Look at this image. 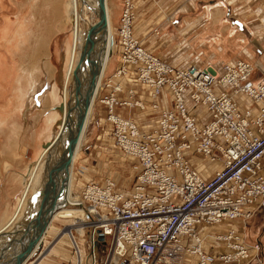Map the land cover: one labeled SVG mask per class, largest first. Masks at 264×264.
<instances>
[{
  "label": "built area",
  "instance_id": "2783aa9c",
  "mask_svg": "<svg viewBox=\"0 0 264 264\" xmlns=\"http://www.w3.org/2000/svg\"><path fill=\"white\" fill-rule=\"evenodd\" d=\"M134 6L125 0L114 74L127 75L133 65V77L148 86L153 102L167 90L171 104L148 129L115 112L120 104L143 102L135 89L108 79V134L139 162V182L129 191L110 178L82 188L76 206L91 218L81 219L88 229L83 243L73 237L76 264H250L259 243L248 244L232 226L213 234L206 229L249 219L264 205V72L256 78L245 59L218 68L163 60L134 36ZM254 102L257 109L247 106ZM198 158H221L223 167L204 178Z\"/></svg>",
  "mask_w": 264,
  "mask_h": 264
},
{
  "label": "rangeland",
  "instance_id": "374dc122",
  "mask_svg": "<svg viewBox=\"0 0 264 264\" xmlns=\"http://www.w3.org/2000/svg\"><path fill=\"white\" fill-rule=\"evenodd\" d=\"M118 1L119 8L116 12L115 19L110 17L112 29L114 28V38L113 45L107 47V52H109V55L105 62L109 63V67L100 77L99 81L97 82L96 88H94L96 90L93 91L92 101L89 106L94 103L93 105L95 108V113L92 119L89 121L88 125H86L83 133L81 132L80 135L82 137L83 145L81 154L75 163V183L74 191L72 192L73 194H75V192L77 194L80 193L82 188H84V186L88 183L101 184L108 178H112L111 180H113L114 178L116 180V187L118 189H124L127 191L134 188L139 182V171L137 169V167H140L139 162L137 163L134 158L126 157L114 142L111 130L109 132L110 134H108V108L105 105L106 102H104L103 98L104 96H111L112 91L108 89V79L110 80L115 75L114 73L120 64L119 62L121 47L118 45V29L120 27L119 25L121 23L123 11L125 10V0ZM133 1L135 5V19L133 24L134 36L141 42L143 46L148 48L157 56L161 57L163 60L169 62L172 61L177 65H187L196 62L202 67L218 68L222 67L224 63L233 62L238 59H245L255 64V77H262L264 72V31H262V38L260 37V33L254 35L257 32L256 30H254L253 26L256 25V22L258 20L260 21V18H252L251 16H248V14L250 12H252L253 15H261L262 13L264 14V0H236V4H232L230 3L231 1L229 2L228 0H201V2L195 0ZM54 6L56 9H62L60 14V22H62L63 20V23H60V29L59 26H57V15L52 9ZM217 8H220V10H223V8L225 9L224 17L222 16L218 18V21L221 22L220 25H227V27L230 26L229 30L224 36L225 39H222V41H225L223 42V44H226L228 46L232 45V43H227V37L235 33L237 35H240L242 40H244L242 41L244 42V44L241 42V48L239 47V42L237 41L233 43V47H229L226 49L227 52L225 51L226 53H224V55H221V49L218 51V47H216L220 42V36L222 38L223 35H220L219 33V39L215 41V32L212 31V27L214 25H217L213 24L212 22V14L217 10ZM242 11H244L242 14L248 13L245 14L248 17L246 24L250 26L251 29L244 23V18H242V15H240ZM66 15L67 7L66 4L61 0H0V61L3 60L5 64H9V62H7V60L5 59L3 53L4 51H8V47L10 46V50L12 52L9 50V53H13L12 44L9 42L11 40L10 38H13L12 36L16 34L13 28H16L18 25H21V28H23L26 23H28V27L24 28L23 31L29 36V40L27 41L24 48L21 49V54L30 57L29 59H27V61H29V64L34 51L35 55L39 56L40 59L44 61L46 53H48V55H51V50L53 49L57 40L64 36L68 37L71 40L72 35L74 34L72 23H64L66 21L65 19H67ZM114 23L115 27L113 25ZM250 23H252L253 26ZM62 27L64 28V30H61ZM10 28L13 31L10 30ZM255 28L257 29L258 26L256 25ZM262 28L264 30V24L262 25ZM4 31L5 33H2ZM49 36L51 37L50 43ZM6 37L9 39H7ZM77 51H80L79 46H77ZM242 51H245V53H249V55H245L244 52L242 53ZM19 52L20 50L15 51V53L17 54H19ZM14 57L15 59L17 58L16 54ZM15 59L13 58L14 61H16ZM12 69L13 71L14 69L15 71L18 70L16 66ZM129 71L130 73L128 78L122 79L124 85L121 89L129 90L135 88V99L144 102L145 108L140 107L139 104L130 107L129 105L123 103L116 106L115 110L123 117L134 118V120L136 119V121H138L141 126L149 129L150 127H152V125L158 122L159 116H161L162 111L164 110L163 108L168 106L169 103L166 104L163 100V97L166 96L164 94L158 98V103H156L157 98L154 100V102L151 101L150 99L154 98L151 94V90L144 89L148 88V86L140 84L137 80H135V78L133 77L134 75L131 73L132 71H134L135 73V68ZM5 75L6 74H2V71H0V78L3 79V82L5 83L4 93L0 96V108L6 103H11L10 100L12 99V97L10 93H12L13 86L16 82L15 79H10L8 81L7 77L4 78ZM16 75L17 74H15V77H17ZM46 87L47 86H43L42 89L37 93L38 98L39 96L44 95ZM144 91H146V95L141 94ZM165 92L167 93L168 98H170L171 94L167 90ZM118 95V98L120 100H125L124 95H126V93H118ZM152 103L153 106L157 104L158 107L153 109V106H151ZM254 103H252V105ZM256 104L257 103H255V106H252L251 103H247V106L250 108L253 107V109H257ZM44 107L45 111L42 115H46V117H40L38 122L35 121V124H37L36 130H38L44 124L45 126H47L46 118L50 116L49 114L51 113V111H49L50 109L47 100L44 104ZM117 107L119 108L117 109ZM204 119L207 122L210 118L205 116ZM19 120L21 121L22 129L20 128L17 133L14 134L13 131L10 133L0 132V155L4 157L3 161L9 158V153L14 150L13 145L18 148V140L16 139V137L19 136L20 133L22 135H26L28 133L32 137L34 126L31 123V118L28 117V111H21ZM60 122L61 120L60 118H58L52 125L47 126L46 129L52 134H50L48 138L44 139L43 143L46 146L49 144V142L59 129ZM6 137H8V139L10 140L7 141L8 139L6 140ZM24 146L27 145L22 146L21 149L24 148V151H21L23 154L21 152V155L17 154L19 155L16 156L18 158L17 160H15L14 162L6 161L11 163V168L13 167L15 169L13 171H15L19 175L21 174L19 180L21 181V191L18 192L19 195L16 200V207L25 185V178H28L29 176L28 167L30 163L36 160L34 156H32L31 151L30 153H27L25 149L26 147ZM216 160L220 161L221 159ZM192 166L195 167L194 163ZM200 166L203 167L201 163H199V167ZM221 166L222 165L220 163V167ZM212 175L209 176L207 174L206 176L211 177ZM79 195L80 194L74 197H77L80 200ZM62 197L63 199L68 200L69 194L66 193ZM77 198L72 202H67L66 204L60 202V208L65 206L67 207V209H69L71 206V210H76L74 209V207H72V205H70V203H74L75 201L77 202ZM16 201H14V203H16ZM13 211L15 210L12 209V212L10 213L11 215ZM67 216L68 214L64 212L60 215L59 218H56L55 220L47 224L43 236L39 238V241H41L42 244L35 252V254H33L27 260L26 264H76V249L73 245L74 238L73 241H70L69 239H67V237H64L59 242L60 237H62V235H64V233L66 232L68 236L71 233L77 240L81 239V234L79 232H76L77 230L68 231V227L71 225V222L69 220L72 218H69ZM74 224L79 225L77 219ZM230 224L235 229H238V231L245 237V240L248 244L254 246L259 243L251 242L249 241V239L247 240L245 236L246 234H243L241 232L243 226L242 222L240 223V221L236 220L230 222ZM224 225L229 226V222L224 223ZM39 241L36 242L35 246ZM252 256H254V253L252 254ZM260 258H264V256L262 257V247L260 249L258 257L254 258L251 264L258 262Z\"/></svg>",
  "mask_w": 264,
  "mask_h": 264
},
{
  "label": "bare ground",
  "instance_id": "6f19581e",
  "mask_svg": "<svg viewBox=\"0 0 264 264\" xmlns=\"http://www.w3.org/2000/svg\"><path fill=\"white\" fill-rule=\"evenodd\" d=\"M228 1L229 2L231 1L230 3L234 4L233 0H228ZM65 2H66V7H67V15H66L67 19H65L66 21L64 23L65 24L67 22L72 23L73 31H74L75 39H76V44L77 46H79L80 50L83 51L85 48L88 47L89 43H93L96 40L97 36L100 37V35H104L103 24H101L99 28L95 27V25L100 20L99 15H98L99 13L98 11L100 9L99 1L98 0H65ZM104 10L106 13V24H105L106 32L104 35V40L99 45L97 51L92 55L91 60L87 64H83L82 67H79L81 79H82V89L85 91V94H86L85 106L83 107V110L81 113V126L78 129L76 125V128H74L73 131H70L68 133L64 132L62 135L63 137L58 138L59 137L58 135H60L62 131V127H63L64 121L66 119V115H67V112H68V109L71 103V97H72V93L74 90V84H75V71L78 68L77 67L75 70L68 72L64 78L63 85L61 87V96H59L60 109H56L50 116L47 117V124L49 126L52 125L58 118H60L61 122L59 125V129L57 130L56 134L53 136L49 144L40 152L38 157L35 158L36 160L30 163L28 167L29 176L28 178H25V181H24L25 185L19 197L18 205L13 215L8 219V221L2 227H0V264H26L27 260L33 254H35V252L39 249L40 245L42 244V242L39 241V238L43 236L45 232L44 230L47 224L52 222L56 218H59L60 215L63 214L64 212L68 214L67 217L73 219V220L72 219L69 220L71 222V225H70L71 227L70 226L68 227V231L77 230L76 232H79L81 234L80 235L81 239L78 241H81V243H83L84 241L83 234L84 232H86L85 231L86 229L84 228V224H81V219H86L87 211H85V214H84L83 205L81 204V206H76V204L78 203L76 201L74 203H70V205H72V207L76 209L74 211L70 209L71 206L69 209H67V207L65 206L60 208L61 206L60 202H63L64 204H66L69 201L72 202L73 200L77 198L74 196L80 194V193L77 194L76 192L75 194L72 193L74 191V183H75L74 181L75 180V163L81 154V149L83 145L82 137L80 135H81V132L83 133L86 125H88L89 121L94 116V113H95V108L93 105L94 103H92L91 106L89 105L92 101L93 91L96 90L94 88H96L97 82L99 81L100 77L103 75L105 70L109 67L108 65L109 63L105 62V60L107 59L109 55V52H107V47H110L111 45H113V38H114V30H113L114 28L112 29L111 21H110V17L112 16V10L110 7L107 8L105 4H104ZM224 15H225V9L223 8V10H220V8H217V10L214 11L212 14L213 24H216L218 21V18L222 16L224 17ZM62 23H63V20L61 24ZM27 24L28 23H26L23 26V28H21V25H18L16 28H13L16 34L13 35L12 36L13 38H10L11 40L9 41L12 44V49H13V53L11 54H14L15 51H19V50L20 52L19 54L15 53L17 56L16 59L14 57L15 54L13 55V58L16 60V62L12 60L11 63L5 64V62L1 60L0 61V71H2V74L3 73L7 74L10 72V70L13 67L14 68L15 66L17 67L18 69L16 70L17 77L15 78L16 82L14 86L12 84L13 90H12V93H10L14 99L13 106H15L16 109L23 107L25 110L27 109L31 110L33 103L35 102L33 101V94L40 87L38 75L42 71V68L38 62L39 56L35 55V51H34V54L31 56L32 59L30 60V64H29V61H27V59H29L30 57L24 56L21 54V49L24 48L27 41L29 40V36L23 31L24 28L28 27ZM113 25L115 27V23ZM229 27L224 26V29L229 30ZM10 30L12 29L10 28ZM61 30H64V28L62 27ZM90 30H92V34L90 35L91 38L88 42V37H89L88 35L89 33H91ZM212 31L215 32V36H216L215 41H217L219 39L220 32L218 33V29L216 28L215 25L212 27ZM2 33H5V31ZM222 39L224 40L225 38L223 36L221 38L220 36V42L222 41ZM222 42H225V41H222ZM218 46L219 45H217L216 47ZM224 46L222 47L221 45V47H218V51L220 49L225 48ZM10 47H8L9 50H10ZM9 50L7 52H9ZM223 51L225 50L223 49ZM3 55L5 57V51ZM253 65L255 66V64ZM133 68H134L133 65H129V70H132ZM129 73L127 75L120 76V77H117V75L115 74L111 79L119 82L120 83L119 87L123 88L124 83L122 79L128 78ZM9 77L10 76H8L7 78L8 81H9ZM4 84L5 83L3 82V79L0 78V96L4 93V88H5ZM102 85H103V82H102ZM102 85H101V88H102ZM163 94L168 96L165 91ZM171 98L172 97L170 96L169 99L171 100ZM243 99L244 97H242V101ZM52 100L55 101V98H53ZM150 100L153 101V99H150ZM248 101L250 102L251 100H248ZM6 104L7 105H3L0 108V132H6V130L10 129L9 123L12 120V116L17 111L16 110L12 112V109L10 108V106L6 107L8 106V103ZM139 106L142 108H145V103L143 102L142 105L139 104ZM117 114L122 116L119 113ZM130 119L134 120V118H130ZM12 125L14 127L13 129L11 128V130L13 131L19 130L20 124L17 121L13 122ZM47 131L48 130L44 128L41 132L38 133V136L36 139L42 140V139H45L48 135L52 134ZM76 131H77V134H76L77 136L75 139L74 135ZM61 139L64 141L62 142ZM62 144L65 145L68 149H71V147L74 144L68 175H65V176H63L62 175L63 173H61L63 171L62 165H63V158H64L63 153H62V147H63ZM125 156L132 158V156L130 155H125ZM201 160H203L204 162L208 164L212 162V164H209L210 166L206 171V173H208L209 176L213 172H215L216 169L219 170L223 167L222 159L220 161H217L216 159L211 160L207 158L205 159L198 158L197 159L198 170L200 171L201 176H203L204 178L209 177V176L205 175V173L202 171L201 166L199 167V163ZM220 163L222 165L221 167H220ZM4 164H5L4 166L5 170L11 167L10 162H5ZM58 173H60L61 175L59 174L60 177L56 184L57 187H52L48 191L45 190L44 185L46 181H48L50 177L55 176ZM66 193L69 194L68 200L63 199L62 197ZM80 196L81 194L79 195V198ZM43 203H45L46 205L49 204V206L48 207L45 206L44 208H42L41 206L45 205ZM41 209L42 210L44 209L43 211H44L45 217H44V220L40 222V220H37V218H38V213H41L40 212ZM76 219L78 220L79 225L74 224ZM217 230L223 231L224 228L219 225L209 226L207 227L206 232H208V234H213ZM64 237H67V239H69L70 241H73V234L70 233L68 236L66 232L64 233V235H62V237H60L59 242ZM208 239H211V238L208 237L207 240ZM37 241L39 242L35 246ZM210 241H213V239H211ZM211 244H213V242L205 245L206 248H208V246H210Z\"/></svg>",
  "mask_w": 264,
  "mask_h": 264
},
{
  "label": "crops",
  "instance_id": "0c3cea01",
  "mask_svg": "<svg viewBox=\"0 0 264 264\" xmlns=\"http://www.w3.org/2000/svg\"><path fill=\"white\" fill-rule=\"evenodd\" d=\"M46 1V0H45ZM48 1V0H47ZM63 1V3L66 4L65 0H61ZM105 1V6L108 8L110 7L112 10V18L115 19L116 16V12L119 8V1L118 0H104ZM236 0H233V3H235ZM55 6L52 8L55 11V14L57 15V19H58V24L57 26H59L60 29V14H61V10L62 9H54ZM237 9V8H236ZM244 11H242L240 13V15H242V18H244V23L246 24L248 17L245 14L248 13H244L242 14ZM248 16H251L252 18L254 17L256 18H260V21L256 22V25L258 26V28H255V23L253 26L254 30H256L257 33H255L254 35L260 33V37L262 38V25L264 24V14L262 13L261 15L256 14L253 15L252 12H250L248 14ZM259 23V24H258ZM216 27L218 29V33L220 32V35L222 34L223 37L226 35V32L228 31L227 29H224V26L227 25H220V22L217 21L216 23ZM247 25V24H246ZM247 27L250 28V26L247 25ZM251 29V28H250ZM227 30V31H226ZM253 32V31H252ZM258 36V35H257ZM240 38V39H239ZM49 43L51 41V37L49 36ZM228 42L227 43H232V45L228 46L223 44V42L221 41V43L219 42V46L218 47H222L224 46L226 49L229 47H233V43L235 42H239L238 45L241 48V44L244 42H242V38L240 35H237L236 33L233 35H230L227 37ZM246 40V38H245ZM242 42V43H241ZM48 43V44H49ZM244 46V45H243ZM223 48L225 51L226 49ZM80 49V48H79ZM223 49H221L222 53L221 55H224V53H226L225 51H223ZM244 52L245 55H249V53H245V51H242V53ZM7 53V54H6ZM228 54V53H227ZM12 55V56H10ZM82 55V51H77V46H76V40H75V34L72 35L71 40L64 36L62 38H60L59 40L56 41L53 49L51 50V55L48 53H46V57L44 59V61L42 59H38V62L42 68V71L39 73L38 75V80L40 82V87L35 91V93L33 94V101H35L33 103V106L31 108V110H26L28 111V117L31 118V123L34 126V131L32 133V137L27 133L25 134H21L19 136L16 137V139L18 140V148H16L15 145H13V151L11 153H9V158L6 161H10V162H14L15 160H17L18 158L16 156L21 155L20 152L24 151V148H22L23 145H27L24 146L26 147V151L27 153H30V151L32 152V156H34V158H37L38 155L40 154V152L46 147V145L43 143L44 139L40 140V139H36L38 136V133L41 132L44 128H47V126H45V124L40 127L38 130H36L37 128V124H35V121L38 122L40 117H43L44 115L43 112L45 111V107L44 104L47 103L49 105V111H51V113L49 115H51L56 109H60V103H59V96H61V87L63 85V81L65 76L67 75L68 72L75 70L78 67L80 58ZM10 57H12L10 59ZM5 58L7 59V62L11 63L13 60V54H10L9 52L5 51ZM16 62V61H15ZM172 62V61H171ZM174 63V62H172ZM175 64V63H174ZM13 69L10 70V74L7 73L4 78H8L10 79H15V75L17 74V72ZM12 77V78H11ZM45 80V81H44ZM43 86H47L46 87V91L44 92V95L39 96V98L37 97V93L42 89ZM135 89V88H134ZM144 89H148V88H144ZM136 91V90H135ZM146 91L142 92L141 94H145ZM12 97V96H11ZM146 97V96H144ZM55 98V101H53L52 99ZM163 100L165 101L166 104L169 103V105L171 104V100L168 98V96H164ZM244 101V99H243ZM163 102V101H162ZM249 102V101H248ZM7 105V104H5ZM12 109L13 111H16L15 114L12 116V120L9 123V130H6V133H10L13 130H11V128L13 129V125L12 123L17 121L20 124L19 129L21 128L22 124L21 121L19 120V115L21 114V111L24 112V108L21 107L22 109H15V107L13 106V97L11 99V103L8 104V106ZM13 106V107H12ZM119 107H117L118 109ZM48 115V114H47ZM22 117V116H21ZM46 117V115L44 116ZM47 120V118H46ZM7 129V128H5ZM22 129V128H21ZM19 131V130H18ZM14 134L17 133V131H13ZM48 132V131H47ZM50 133V132H49ZM10 135V134H9ZM49 136V135H48ZM48 136L46 138H48ZM15 137V136H14ZM13 138V135H12ZM8 139V137H6V140ZM15 139V138H14ZM10 139H8L7 141H9ZM43 144V145H42ZM22 153V152H21ZM19 154V155H17ZM23 154V153H22ZM4 157H2V155H0V227L5 224L8 219L13 215L10 214L12 212V209L15 210L16 208V204H17V197L19 195L18 192H20V186H21V181L20 180V175L17 174L13 167L5 170L4 168V161H3ZM2 163V165H1ZM201 165H203L202 171L207 175L208 173H206L207 169L209 168V164L211 163H205L203 160L200 161ZM6 171V172H5ZM14 201H16V203H14ZM238 221H240V223L242 222L243 226L241 229V232L244 234H246V238L247 240L249 239V241L251 242H259L261 244L262 247V257L264 256V205L255 213V215L252 218L249 219H238ZM221 227H225L224 230H226L228 227H231L232 225L229 224V226H225L224 223L223 225H219ZM219 228V227H218ZM223 230V231H224ZM218 232V230L216 231ZM211 238V237H209ZM212 239V238H211ZM211 239H208L207 242L208 244L211 243L212 241H210ZM211 248V246H208V250ZM263 260L264 258H260V262H256L254 264H263ZM262 261V262H261ZM252 263V262H251ZM250 263V264H251Z\"/></svg>",
  "mask_w": 264,
  "mask_h": 264
},
{
  "label": "water",
  "instance_id": "95a60500",
  "mask_svg": "<svg viewBox=\"0 0 264 264\" xmlns=\"http://www.w3.org/2000/svg\"><path fill=\"white\" fill-rule=\"evenodd\" d=\"M99 1V22L95 25L96 28H99L101 24H103L104 26V35H105V32H106V13H105V10H104V0H98ZM91 33H89V37H88V42L91 38V34H92V30H90ZM104 35H100L96 37V40L93 42V43H89L88 44V47L85 48L83 51H82V55H81V58H80V61H79V64H78V68L76 69L75 71V84H74V90H73V93H72V97H71V103H70V106H69V109H68V112H67V115H66V119L64 121V124H63V127H62V131L60 133V135H58L59 137L58 138H62L63 136V133L65 132H70V131H73L74 128H76V125L78 127V129L80 128L81 126V113H82V110H83V107L85 106V101H86V94H85V91L82 89V79H81V74H80V70H79V67H82L83 64H87L91 58H92V55L97 51L99 45L103 42L104 40ZM79 70V71H78ZM77 134V131L74 135L75 139H76V135ZM61 141L63 142L64 140L61 139ZM62 153H63V167H62V172L63 173L62 175L65 176V175H68V171H69V167H70V162H71V156H72V152H73V146L71 147V149H68L65 145L62 144ZM60 173L56 174L55 176H52L48 179V181H46L45 183V190H50L52 187H57V182L59 180V175ZM45 204V203H43ZM48 207L49 204H45V205H42L41 207L44 208V207ZM44 210V209H43ZM41 209V213H38V218L37 220H40V222L42 220H44V217H45V214H44V211ZM87 217L88 219L91 218V216L89 215V213H87Z\"/></svg>",
  "mask_w": 264,
  "mask_h": 264
}]
</instances>
